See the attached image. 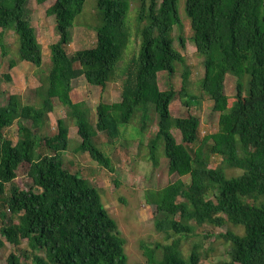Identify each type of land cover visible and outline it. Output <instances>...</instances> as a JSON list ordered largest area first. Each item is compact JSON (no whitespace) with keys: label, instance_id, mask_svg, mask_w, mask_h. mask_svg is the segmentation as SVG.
Masks as SVG:
<instances>
[{"label":"trees","instance_id":"obj_1","mask_svg":"<svg viewBox=\"0 0 264 264\" xmlns=\"http://www.w3.org/2000/svg\"><path fill=\"white\" fill-rule=\"evenodd\" d=\"M42 4L48 0H36ZM86 0H55L46 10L54 15L57 41L50 45L51 65L40 73L38 101L24 103L11 94L0 98V248L5 241L16 246L7 264H128L126 239L117 220L106 208L97 186L80 172L71 171L63 154L70 143L66 118H59L57 131L46 130L57 98L78 127L81 142L75 151L87 152L101 166L114 172L112 157L95 141L98 131L111 140L140 115L137 133H144L156 114L158 130L149 140L150 159L158 166L157 149L164 144L168 170L180 178L148 192L155 205V225L172 241L155 247L142 245L148 264H201L202 252L195 245L186 257L182 238L198 225L242 226L244 233H221L231 242L229 259L217 264H264V0H186L191 36L204 57L201 89L219 112L218 130L206 134L192 151L186 143L199 140L200 118L195 114L173 116L170 105L179 95L182 103H200L188 89L191 71L185 56L175 47L173 30L182 27L178 0H137L138 53L125 70L121 100L99 103L94 126L85 101L71 97L73 80L84 76L97 86L116 74L131 39L129 0H96V43L69 53L71 28L83 12ZM28 0H0V46L5 33L19 38V56L10 62L29 61L41 67L42 44L27 19ZM184 48L186 39L177 37ZM183 67V85L161 89L158 74ZM227 74L236 78L231 99L225 91ZM7 79L10 76L7 74ZM17 121L18 140L5 134ZM173 129L180 131L179 142ZM222 163L212 167L211 157ZM23 163H29L32 184L16 182ZM226 167L242 172L229 176ZM189 176V182L182 179ZM26 242V246L23 243ZM18 247V248H17Z\"/></svg>","mask_w":264,"mask_h":264},{"label":"rangeland","instance_id":"obj_2","mask_svg":"<svg viewBox=\"0 0 264 264\" xmlns=\"http://www.w3.org/2000/svg\"><path fill=\"white\" fill-rule=\"evenodd\" d=\"M55 0H48L42 4L36 0H28L26 5L27 19L36 29L38 40L42 44L43 64L41 67L29 61H19L11 68L10 62L19 56V38L17 34L9 29L5 33V49L0 46V98L6 103L11 94L21 96L24 103H34L38 101L36 89L40 85V73H47L51 65L50 45L57 41L59 35L56 30V19L54 15H47L46 10ZM130 13L129 22L131 28V39L126 48L121 61L118 63L117 71L111 81L105 87L90 84L84 76L73 80L71 97L74 102L85 101L89 107V114L93 125L98 120L97 107L99 103H112L121 100L123 80L125 70L129 62L138 53L140 47V37L136 30L135 20L137 14V0H129ZM186 0H178L179 13L182 19V27H175L173 35L175 37V47L185 56L186 63L191 71L188 89L190 93L200 97V103H193L187 106L182 103L179 95L170 105L173 116H187L195 114L200 118V138L195 143H186L192 151L201 144V139L208 133L218 130L219 112L213 110V101L203 94L201 80L205 73L204 57L201 55L191 39L193 30L191 20L185 10ZM98 23L96 0H86L83 12L76 18L71 28L72 41L67 46L69 53L78 49L93 46L96 43V24ZM1 31V28H0ZM182 33L186 39L183 48L178 36ZM183 67L178 65L175 73L161 71L158 74L161 89L174 87L180 90L183 85ZM10 76L7 79L6 75ZM225 91L232 99L236 93V78L227 74ZM54 110L49 114L46 125L48 133L57 131L58 119L66 118L69 125L70 143L64 152L63 158L66 166L73 172H80L98 187L102 200L112 217L119 225L121 235L126 239L125 251L128 255V264H148L147 255L142 245L155 247L158 244H167L172 241L167 235L158 231L155 225V205L148 203L147 194L150 190H157L169 182L180 178L176 173L171 174L168 170V158L165 155L164 144L160 141L157 156L160 159L158 166L150 159L149 140L158 130L156 114H152L153 121L149 123L144 133H137L140 127V115L133 116V120L126 127L121 137L111 140L106 132L98 131L94 138L98 145L112 157L114 172L98 164L87 152L75 151L81 142L78 127L73 119L67 114V107L57 98H54ZM5 134L18 140V123L5 129ZM173 133L179 142L182 136L179 130L173 129ZM222 163L220 156L211 157V166L216 167ZM29 163H23L18 169L16 182L22 188H27L32 184V179L28 175ZM229 176L240 174L238 168L226 167ZM182 179L189 182V176H182ZM1 226V218H0ZM243 234L242 226H235L228 222L223 226L211 224L198 225L196 231L175 237L182 238V252L187 257L195 245H199L202 252L201 264H217L222 260L229 259L228 251L231 242L225 240L221 233L228 230ZM26 246V242L23 243ZM18 248V247H17ZM16 246L5 241V245L0 248V264H7L6 259L11 251H15ZM27 264H32L27 260Z\"/></svg>","mask_w":264,"mask_h":264}]
</instances>
